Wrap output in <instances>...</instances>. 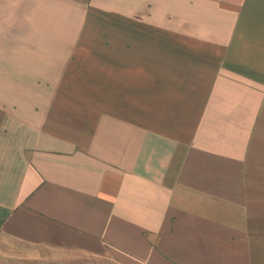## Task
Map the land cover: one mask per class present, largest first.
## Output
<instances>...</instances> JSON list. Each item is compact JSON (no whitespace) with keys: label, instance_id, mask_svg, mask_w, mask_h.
<instances>
[{"label":"crops","instance_id":"0c3cea01","mask_svg":"<svg viewBox=\"0 0 264 264\" xmlns=\"http://www.w3.org/2000/svg\"><path fill=\"white\" fill-rule=\"evenodd\" d=\"M6 244L264 264V0H0Z\"/></svg>","mask_w":264,"mask_h":264},{"label":"rangeland","instance_id":"374dc122","mask_svg":"<svg viewBox=\"0 0 264 264\" xmlns=\"http://www.w3.org/2000/svg\"><path fill=\"white\" fill-rule=\"evenodd\" d=\"M28 250H18L17 247H10L8 244L3 245L2 248H0V262L2 264H6L4 262L6 260L7 264H48L47 262H43L41 260L37 261L34 257L35 254H39L41 252L34 251L33 255L32 251Z\"/></svg>","mask_w":264,"mask_h":264}]
</instances>
